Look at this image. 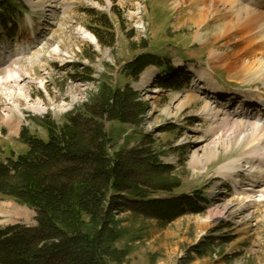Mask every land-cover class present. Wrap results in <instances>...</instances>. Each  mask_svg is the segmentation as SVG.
I'll use <instances>...</instances> for the list:
<instances>
[{"label": "rangeland", "instance_id": "374dc122", "mask_svg": "<svg viewBox=\"0 0 264 264\" xmlns=\"http://www.w3.org/2000/svg\"><path fill=\"white\" fill-rule=\"evenodd\" d=\"M53 1L48 5L15 0L13 9L0 12L4 16L0 19V79L18 69L23 78L21 84L28 85L31 99L42 100L47 108L45 112L23 109V115L15 113L6 120L0 95V161L26 152L23 130L47 140L50 123L59 134L68 116L84 111L101 86L123 89L130 85L136 89V83L145 78L146 82L140 86H146L135 99L141 111L131 114L129 122L103 120L110 139L109 153L141 156V148L152 144L159 161L172 166V172L165 178L176 184L172 192L153 196L195 197L198 193L206 202L198 205L197 212L185 210L168 222L128 209L111 210L107 229L100 233L104 264H264V199L241 202L234 193L233 179H224L217 172L220 165L245 154L246 149L237 139L248 132L249 126H243L230 137L225 146L219 147L218 155L206 164L193 165L191 160L194 152L204 157L210 140L205 135L209 121L199 115L205 102L233 114L247 112L255 117L258 107L247 104L253 98L258 100L257 104L264 99L262 81L247 83L238 76L243 73L238 71L240 67L228 69L210 57L211 49L229 57L237 52L234 58L239 62L251 55L246 51L245 40L233 41L239 35L222 36L219 24L223 6L211 0ZM177 1L179 6L175 5ZM204 6L205 20L195 24V14ZM101 13L110 23L112 45L101 43L93 31L95 27L102 28ZM3 22L5 26L1 27ZM77 27L95 37V42L79 36L75 32ZM216 33L221 37L215 38ZM142 41L147 43L144 48ZM29 44L33 45L31 52L41 53L40 58L30 60V54L18 53L19 47ZM56 45L60 52L52 51ZM145 51L163 57L164 62L176 69L177 86H166V81L174 77L169 78L165 68L155 65L148 66L136 81L125 75L124 66ZM184 75L185 82L181 80ZM38 80L43 81V86H39ZM207 80L217 85L214 93L206 91ZM194 94L200 95L187 104ZM243 94L249 96L248 103L242 104ZM62 103L71 106L64 111L51 108L52 104ZM227 127L222 129L223 134L228 132L230 126ZM229 143L231 148L227 147ZM248 178L242 175L237 186L249 187ZM227 201H233L232 208L223 212L220 207ZM36 214L33 208L0 196V227L16 223L35 226ZM78 217L89 232L101 231L102 227L87 215Z\"/></svg>", "mask_w": 264, "mask_h": 264}, {"label": "trees", "instance_id": "16d2710c", "mask_svg": "<svg viewBox=\"0 0 264 264\" xmlns=\"http://www.w3.org/2000/svg\"><path fill=\"white\" fill-rule=\"evenodd\" d=\"M14 3L15 0H0V12L8 13ZM99 22L102 28L95 27V35L104 45H112L114 38L107 16L101 13ZM140 44L147 46L146 41ZM151 65L165 68L169 78L174 77L166 81V86H177L176 69L163 57L147 51L134 56L124 66V73L136 81ZM183 78L182 81L187 79L185 75ZM137 95L130 85L123 89L103 85L84 111L68 116L59 134L53 123L48 127L47 140L21 132L27 150L0 161V196L33 208L37 224L0 227V264H104L100 233L107 229L111 210L128 209L168 222L185 210L197 212L198 205L206 202L198 193L195 197L153 196L172 192L176 184L165 178L172 166L159 161L152 144L141 148V156L110 155L103 120L129 122L131 114L141 111L140 103L135 101ZM80 214L102 227L101 231L92 233L83 228Z\"/></svg>", "mask_w": 264, "mask_h": 264}, {"label": "bare ground", "instance_id": "6f19581e", "mask_svg": "<svg viewBox=\"0 0 264 264\" xmlns=\"http://www.w3.org/2000/svg\"><path fill=\"white\" fill-rule=\"evenodd\" d=\"M52 1L53 0H32L34 3L45 2L48 5ZM201 1L202 3L205 2V0ZM211 1L213 4L220 3V5L223 6V9H221L223 11L221 13L223 15V17H221L222 24H219L220 29L223 31L222 36L227 35L234 37L239 35L238 38H234L233 41L245 40V43H247V46H245L246 51L251 54L250 57L248 56V59L245 57L244 60L242 59L243 62H239L241 60L234 58L236 54H238L237 52L230 54V57H233L232 60V58L229 59L230 57L227 54H220L217 49H211L209 54L212 61H214V63H220V65L228 69L232 68V66L233 68L240 67L238 71H242L243 73L240 75L238 74V76H242V79L247 83L259 80L264 84V56H261V54L264 55V9L260 8L264 6V0ZM257 3L260 4L258 5ZM178 4V1L175 2V5L179 6ZM215 12H218V10L216 9ZM195 15L197 17V19H195V24L203 22L205 20L203 19L205 16V6ZM75 32L82 38H86L92 43L95 42V39L82 28H75ZM197 34L196 36H198ZM218 37H221V35L216 33L215 38ZM205 40L207 41L206 38ZM29 45L19 47L18 53L30 54V60L34 57L40 58L41 53H38L37 51L31 52L33 45ZM232 49L233 48H231L230 52H232ZM52 51L55 53L60 52L59 46H54ZM258 55L260 56L258 57ZM210 69H212V67H210ZM22 79L23 78L18 69L12 70L7 78L0 79V95L3 97V103L5 104L6 113L4 117L6 120H10L15 113L23 115V109L36 112H45L47 109L42 100L37 99L33 101L31 99L29 87L27 84H21ZM143 82H146L145 78L142 83ZM205 82L207 92L211 91L214 93L213 91L218 89L217 85L215 86L210 80ZM37 83L39 86H43L42 80H38ZM199 95L200 94H194L186 103L189 104L196 100ZM256 105L259 110L256 116L253 117L252 114L247 112H243L239 115L233 114L228 112L226 108H222L221 106L216 108V106L210 102H205L199 115L209 121V128L205 132V135H208L210 140L206 143L204 157H200L197 152H194L191 159L193 165L206 164V162L218 155L219 147L223 145L225 146V143H227L230 137L235 136L236 132H238L243 126H249L248 132L246 134L243 132L244 134L237 139V143L240 146H244L246 149L245 154L238 157L236 156L220 165L217 169L219 176L222 178L233 179L235 182L233 186L234 193L241 202L248 203L257 197L260 200L264 199V99L260 100ZM70 106V104L65 103L60 105L52 104L51 108L58 111H64ZM167 111L169 113L168 108ZM10 125L11 127L14 126L12 123H10ZM225 126H230V128L228 132L226 131V133L223 134L221 131ZM231 144H227V147L231 148ZM242 175H246L247 178H250H248L250 182L249 187H242L241 185L237 186ZM232 204L233 201H227L221 205L220 210L226 212L232 208Z\"/></svg>", "mask_w": 264, "mask_h": 264}, {"label": "water", "instance_id": "95a60500", "mask_svg": "<svg viewBox=\"0 0 264 264\" xmlns=\"http://www.w3.org/2000/svg\"><path fill=\"white\" fill-rule=\"evenodd\" d=\"M95 38V37H94ZM96 39V38H95Z\"/></svg>", "mask_w": 264, "mask_h": 264}]
</instances>
